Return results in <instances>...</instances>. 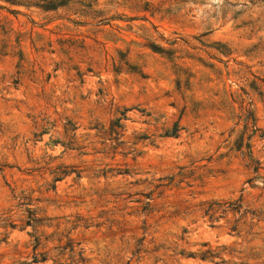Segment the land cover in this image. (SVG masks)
<instances>
[{
    "label": "rangeland",
    "instance_id": "rangeland-1",
    "mask_svg": "<svg viewBox=\"0 0 264 264\" xmlns=\"http://www.w3.org/2000/svg\"><path fill=\"white\" fill-rule=\"evenodd\" d=\"M4 219L0 264H264V0H0Z\"/></svg>",
    "mask_w": 264,
    "mask_h": 264
},
{
    "label": "trees",
    "instance_id": "trees-1",
    "mask_svg": "<svg viewBox=\"0 0 264 264\" xmlns=\"http://www.w3.org/2000/svg\"><path fill=\"white\" fill-rule=\"evenodd\" d=\"M6 2L9 3H15V0H4ZM41 8H43L44 10H56L57 9V5L55 3L48 2L44 5L40 6ZM124 125L121 122V119L112 123L111 124V129H110V136L114 137V136H119L121 135V132L124 131ZM57 181H60L61 179H56ZM24 202L25 203H20L18 205L19 209H23L24 207H27V209L24 211L26 215V219L23 222V225L21 227V230H25L28 227H32L34 230V233L31 234L32 237H34V241H35V249H37L40 244H41V237L39 236L38 233L39 231L44 228L47 227L48 225L47 222L49 221V219L46 218H40L39 217V211L38 210H34L31 208V206H33V201L32 199H30V197H24ZM210 211H215L214 208H211ZM0 222H9V223H5V227H10L12 229H16L17 225L14 224L13 222H10V219H4V220H0ZM72 251H74V247L71 246L70 247ZM42 261H46V258H43ZM40 260L35 257L32 263H21V264H39Z\"/></svg>",
    "mask_w": 264,
    "mask_h": 264
}]
</instances>
